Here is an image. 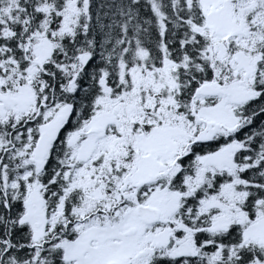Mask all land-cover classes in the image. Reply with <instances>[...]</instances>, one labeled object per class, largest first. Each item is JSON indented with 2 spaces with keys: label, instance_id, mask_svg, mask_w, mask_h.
I'll return each mask as SVG.
<instances>
[{
  "label": "snow or ice",
  "instance_id": "snow-or-ice-1",
  "mask_svg": "<svg viewBox=\"0 0 264 264\" xmlns=\"http://www.w3.org/2000/svg\"><path fill=\"white\" fill-rule=\"evenodd\" d=\"M0 264H264V0H0Z\"/></svg>",
  "mask_w": 264,
  "mask_h": 264
}]
</instances>
